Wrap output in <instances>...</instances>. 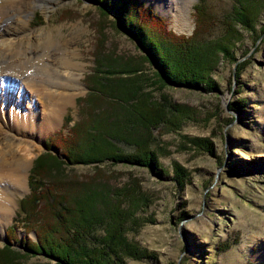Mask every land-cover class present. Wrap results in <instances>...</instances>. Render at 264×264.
Returning a JSON list of instances; mask_svg holds the SVG:
<instances>
[{
  "label": "rangeland",
  "instance_id": "374dc122",
  "mask_svg": "<svg viewBox=\"0 0 264 264\" xmlns=\"http://www.w3.org/2000/svg\"><path fill=\"white\" fill-rule=\"evenodd\" d=\"M144 1L166 18L169 29L185 35L197 30L202 41L221 40L232 25L235 34L227 47L234 58L218 53L217 66L209 74L217 89L165 86L140 60L135 42L104 4L54 0L48 13L35 8L22 14L29 28L52 30L56 41L71 40L83 90L65 107L58 124L36 142L39 149L27 170V189L13 193L17 206L0 237V262H11L0 264H56L43 254L25 251L20 243L37 241L44 226L56 227L58 213L76 207L82 191L93 198L84 200L90 212L119 209L123 215L117 222L121 220L127 241L155 253L127 257L128 264H264V0H190L186 17L178 16L176 5L170 6L176 0ZM241 3L257 7L250 27L235 16ZM197 5L207 13L200 22ZM103 56H110L108 66L98 64ZM134 91L143 95L134 98ZM163 96L178 110H167ZM140 98L142 105L156 103L152 109L162 114L152 127L130 122L136 114L127 106ZM239 99L246 100L243 114L232 109ZM94 119L97 125L106 119L105 130L115 136L108 139L115 146L111 155H141L143 142L167 174L156 176L145 166L108 160L107 149L91 153L89 159L88 134L101 137L94 143L98 147L110 145L103 132L91 130ZM110 121L114 127L107 126ZM68 150L80 159L66 157ZM176 166L186 174L181 184L174 176ZM43 183H50L46 186L52 187L51 194L34 191ZM29 194L31 199L37 195L32 212L28 204L22 208ZM107 226H96L92 236L103 234Z\"/></svg>",
  "mask_w": 264,
  "mask_h": 264
},
{
  "label": "trees",
  "instance_id": "16d2710c",
  "mask_svg": "<svg viewBox=\"0 0 264 264\" xmlns=\"http://www.w3.org/2000/svg\"><path fill=\"white\" fill-rule=\"evenodd\" d=\"M96 2L101 5L104 4L106 8H111L113 10L114 16L119 21L120 27L133 39L138 50H140V60H143V62L154 70V75L160 84L165 86L167 84L184 86L187 88L204 87L208 89H217L215 81L209 77V74L217 66L218 53H222V56L225 58H234L233 52L227 47V44H230L231 40L234 38L233 33L235 30L232 25L228 28L226 34L222 36L221 40L211 39L209 41H202L197 38V30L191 35H185L177 34L172 29H169L167 27L166 18L154 11L153 7L146 4L144 0H96ZM254 6L252 3L245 5L241 3V6H236L234 12L237 21L246 27L252 26L257 18V7ZM195 10L196 13L198 12L197 15H199L198 21L205 20L204 15L207 13L204 7L197 5ZM205 28L206 27H204V29ZM108 57L103 56V60L98 61V64L102 66L106 63L108 66ZM137 69L140 68H136L135 70ZM134 92L135 93H132L134 98H137L140 94L143 95L140 91ZM141 99L142 98H140L138 103L136 102L137 104H130L127 106L128 108L131 107V110L136 114L135 117H137V120L134 116L131 118L128 115V118L129 120L131 118L130 122H133V125L139 122L137 123V127L139 125L143 126L145 123H147L149 127H152L153 124L157 122L156 118L161 112L152 109V105H156V103L153 104V102H151L148 105H142L143 101H141ZM163 101L167 110H178V106L169 102L170 99L167 97L163 96ZM245 103V99H239L232 103V109L238 114H243L245 110L244 107L246 106ZM105 121L106 119H101L97 125L98 121L95 122L94 119V121H92L93 125L91 130H95L96 132L99 131L100 133L103 132L106 138H103V140H106V144L110 145L108 147L104 145L105 148H103V146L98 147L95 144L100 141L101 137L98 135L96 138V134H88L87 143L90 147V151L87 155H89V159H93L92 155H90L91 153H103L106 152L107 149L110 151L108 160L139 164L147 167L156 176H165L167 174L165 169L157 162V157L154 153L146 151V149L143 148V142L140 144V152L142 151L144 154L131 155L130 153L125 154L118 152V154L111 155L112 152L115 151L113 149L115 146L108 139L109 137L115 139V136L108 127L105 130ZM143 121L145 123H143ZM109 125L114 127L111 121L107 124V126ZM93 137L96 138L94 142L93 140L95 138ZM103 149L104 151H102ZM70 155L73 156V159H77L79 156L74 153L72 154V152L68 150L65 156L68 157ZM80 157H78V160ZM177 166L176 170L178 168L179 170L176 171L174 176L176 181L181 184L183 182V176L186 174L181 171V167ZM39 183L42 184L41 182ZM49 184L37 185L34 187V191L37 189H39V191L44 189V195L45 193L51 194L53 191L51 190L52 187L46 186ZM82 192L78 194L76 207L74 206L72 209L67 206L68 208L65 214L58 213L61 219H59L60 222L56 227L49 225V228H46L44 226L43 231L45 233L40 235L37 241L25 239L21 241L20 246L25 251L43 254L48 259L56 260V264H128L126 261L127 257L141 259L154 256V252H150L146 248L138 247L137 244H132L127 241L123 234L122 226H120L121 220L117 222L123 215L122 211L115 208V211L108 210L109 213L107 214L94 211L90 212V205L84 203L85 199H90V197H88L90 194L83 195L84 192L83 194ZM31 194L22 199V202L25 200L22 208L25 207L26 209V205L28 204L32 212L35 211L34 204L37 195L34 194L33 199L28 198ZM80 194L83 196L79 197ZM123 199L124 198L121 200ZM91 200H93V198H91L90 201ZM28 201H30V203H28ZM105 216H108V218ZM109 219L111 222H109ZM112 222H114V225L111 224ZM104 224L108 226L103 230V234L92 236L96 226H103ZM59 225H61V228L58 227ZM87 237L94 239L92 242L93 244L87 243ZM2 261L3 262L0 263H5V261L11 262L10 260H6V258Z\"/></svg>",
  "mask_w": 264,
  "mask_h": 264
},
{
  "label": "bare ground",
  "instance_id": "6f19581e",
  "mask_svg": "<svg viewBox=\"0 0 264 264\" xmlns=\"http://www.w3.org/2000/svg\"><path fill=\"white\" fill-rule=\"evenodd\" d=\"M53 2L0 0V237L17 206L14 194L27 189L36 142L83 90L71 40L56 41L52 30L31 29L22 18L35 8L48 13ZM170 3L186 17L190 0Z\"/></svg>",
  "mask_w": 264,
  "mask_h": 264
}]
</instances>
